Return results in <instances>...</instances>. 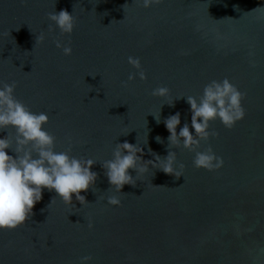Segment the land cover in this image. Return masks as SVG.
Segmentation results:
<instances>
[{"label":"water","instance_id":"obj_1","mask_svg":"<svg viewBox=\"0 0 264 264\" xmlns=\"http://www.w3.org/2000/svg\"><path fill=\"white\" fill-rule=\"evenodd\" d=\"M60 10L75 18L71 35L48 20ZM56 40L70 42L71 55ZM129 56L145 80L128 81L137 71ZM225 77L245 93V117L232 129L211 121L217 135L196 147L210 146L222 168H195L194 151L173 148L179 178L149 166L134 187L110 188L101 163L117 143L140 144L144 160L149 148L166 156L163 120L179 112L177 133L191 121L177 98ZM0 81H15L14 96L48 114L57 151L70 138V155L97 161L94 188L80 193L86 204L45 189L24 224L0 229V264H264V0H0ZM160 86L167 98L151 95ZM159 109L157 123L149 113ZM110 195L121 205H108Z\"/></svg>","mask_w":264,"mask_h":264},{"label":"clouds","instance_id":"obj_2","mask_svg":"<svg viewBox=\"0 0 264 264\" xmlns=\"http://www.w3.org/2000/svg\"><path fill=\"white\" fill-rule=\"evenodd\" d=\"M142 2L147 8L158 0ZM48 20L59 29L61 35H71L73 32L75 18L67 10L49 13ZM43 40L44 35L41 34L37 36L36 43ZM55 46L62 49L65 56L72 53L70 42L62 44L60 40H56ZM127 62L137 70L135 74H129L128 81H132L136 76L140 80L147 78L139 57L129 56ZM15 88V81H0V132L9 128L14 130L11 137L8 131L6 135L0 136V229L10 230L30 218L34 205L41 201L45 189L55 191L65 204L72 205L75 196V200L84 205L87 203L86 197L80 193L86 192L90 187L94 188L97 179V173L91 170L97 161L70 155V138L69 148L57 151L56 137L44 128L49 120L48 114L33 112L14 96ZM151 95L167 98L169 89L160 86L153 89ZM182 97L186 98L190 106V125L185 122L177 133V126L181 123L179 112L163 120L169 133L166 156L152 153L149 148L153 159L144 160V150L140 144L125 141L117 143L111 159L101 163L110 188L116 193H121L125 185L134 187L136 181L149 171V166L179 178L185 165L177 164L176 152L171 150L173 148L183 147L194 151L192 165L195 168L212 172L223 167V158L216 155L210 146L203 151H196V147H199L201 141L207 142L210 136L217 135L215 131H209L211 121L218 119L226 129H232L238 121L244 119L246 112L242 100L245 93L225 77L207 83L198 98L180 96L177 99ZM173 102L174 100L167 104L172 106ZM160 109L158 113H149L157 123L161 122ZM190 126L194 131H190ZM156 141L163 143L160 136L156 137ZM9 151L13 154L10 155ZM130 169L136 173L135 176L129 172ZM107 204L120 206L121 200L116 195H110L107 197ZM88 227L91 228L92 225L89 224ZM91 259V256H83L80 258V264H89Z\"/></svg>","mask_w":264,"mask_h":264}]
</instances>
